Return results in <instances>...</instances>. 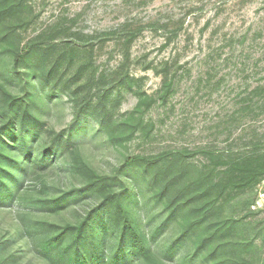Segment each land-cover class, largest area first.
<instances>
[{
	"label": "rangeland",
	"instance_id": "374dc122",
	"mask_svg": "<svg viewBox=\"0 0 264 264\" xmlns=\"http://www.w3.org/2000/svg\"><path fill=\"white\" fill-rule=\"evenodd\" d=\"M1 4L14 12L0 31V82L45 126L29 129L0 103L9 155L0 157V264H54L40 243L55 234L68 243L66 225L80 223L101 240L104 264H264V0ZM34 41L51 48L43 67H56L65 91L41 82L27 60L14 62ZM89 103L107 107L114 142L81 112ZM56 134L73 146L53 144ZM130 155L161 157L151 169L165 166L183 191L186 206L176 217L155 198L160 186H149L142 164L124 167ZM87 167L141 215L152 249L147 258L116 226L95 225L105 206L87 189ZM196 219L192 236H181ZM222 223L227 229L210 237ZM203 237H210L206 246L183 260L187 242ZM224 241L230 248L215 253Z\"/></svg>",
	"mask_w": 264,
	"mask_h": 264
},
{
	"label": "trees",
	"instance_id": "16d2710c",
	"mask_svg": "<svg viewBox=\"0 0 264 264\" xmlns=\"http://www.w3.org/2000/svg\"><path fill=\"white\" fill-rule=\"evenodd\" d=\"M0 31L4 24L2 22L14 12L13 7L10 5L1 4L0 5ZM10 35L12 33H9ZM7 35V34H6ZM5 35V36H6ZM51 48L46 46L42 42L34 41L28 42L23 47H21L15 54L14 62L21 63L24 61L30 62V64L36 69L39 73V78L41 82L49 85L51 89L61 88L62 91H65L68 88V83L60 82L57 79L56 67L51 66L48 68L43 67V62L45 57L50 52ZM62 84L60 87L59 84ZM0 103L3 105H9L12 111H15V115L18 117L19 121L28 127L29 129H42L45 124L41 121L38 116L32 112L28 105H24L20 99L14 97L8 88L0 82ZM82 113L92 114L99 123V126L110 132L109 137L114 142L116 137L112 134L110 130V115L107 107L102 108L101 111L97 104L91 105L90 103L80 108ZM79 114V113H78ZM77 114V115H78ZM8 135H5L0 139V157L8 158V149L3 145L4 138ZM52 142L55 145H60L63 148L70 149L73 144L68 140L63 138L61 135L56 134L52 138ZM11 150H9L10 153ZM17 157V156H16ZM16 157L13 162L20 166L23 162L17 161ZM160 156H142V155H130L125 159L124 167L135 166L136 164H142L145 168L143 173L147 174L148 179L150 180V187L160 186L158 190L154 191L155 198L162 202L165 210L170 214V216L176 217L178 212L186 206V204L181 203L180 199L182 196L181 190H175L173 186V180L168 178V169L165 166L157 167L156 169H151L153 166L157 165L160 162ZM76 166V165H75ZM90 174H88V181L86 182L87 189L89 191L98 192L103 197V205L105 206V214L95 215V219H98V222L95 225H102L107 227L109 222L110 224L117 227L119 233L123 239H126L129 243L131 249L139 254L142 257L147 258L151 249L150 239L147 238L146 232L142 227V218L141 215L137 216L132 212L130 203H127L123 200L121 195L115 189H110L109 184L106 181L105 177H102L95 173L93 170L87 167ZM3 172L1 171L0 166V198H3L4 191V180ZM169 194V196H168ZM173 194V195H172ZM43 205L48 206L49 200L44 199L41 201ZM55 206H58L56 203ZM207 220V219H206ZM205 215L202 213V218L199 221H206ZM107 221V222H106ZM197 219L192 221L190 224L186 225L184 229H181V236H192V229L199 224ZM93 223L89 225V230L93 233L96 226ZM221 226L217 227L210 233V237L214 236L216 233L222 230H226L224 223L220 224ZM84 223L77 225H66V229L73 232V237L68 243L62 244L61 237L59 234L50 235L45 238L41 243L40 247L43 251V255L46 258H49V255L53 257L54 264H104V257L100 254L103 250V244L101 240H97L96 237L92 234L91 237L82 231ZM103 229H101V232ZM210 237H203L196 241H188L186 247L182 250L183 260H187L189 254L194 250H201L206 246ZM90 238V242H86ZM96 238V239H95ZM86 243V244H85ZM178 244V240L174 241L173 245ZM171 246V247H172ZM231 243L223 242L218 244L217 249H214V252L217 253L218 250L229 249ZM170 247V248H171ZM113 259L116 258L115 253H110ZM176 264V263H172ZM177 264H180L177 262Z\"/></svg>",
	"mask_w": 264,
	"mask_h": 264
}]
</instances>
